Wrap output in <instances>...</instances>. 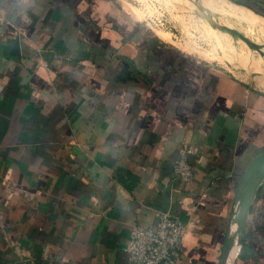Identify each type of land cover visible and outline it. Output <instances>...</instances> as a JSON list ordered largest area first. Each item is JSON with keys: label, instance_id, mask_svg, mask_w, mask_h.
Segmentation results:
<instances>
[{"label": "crops", "instance_id": "crops-1", "mask_svg": "<svg viewBox=\"0 0 264 264\" xmlns=\"http://www.w3.org/2000/svg\"><path fill=\"white\" fill-rule=\"evenodd\" d=\"M135 14L126 0H0V264H130L131 230L159 209L187 224L178 264H222L264 150V93ZM221 114L239 124L234 145ZM235 264H264V180Z\"/></svg>", "mask_w": 264, "mask_h": 264}, {"label": "rangeland", "instance_id": "rangeland-1", "mask_svg": "<svg viewBox=\"0 0 264 264\" xmlns=\"http://www.w3.org/2000/svg\"><path fill=\"white\" fill-rule=\"evenodd\" d=\"M126 1L134 6L135 18L185 53L232 71L264 93V11L233 0Z\"/></svg>", "mask_w": 264, "mask_h": 264}, {"label": "built area", "instance_id": "built-area-1", "mask_svg": "<svg viewBox=\"0 0 264 264\" xmlns=\"http://www.w3.org/2000/svg\"><path fill=\"white\" fill-rule=\"evenodd\" d=\"M193 150L182 149L174 162L172 176L175 181L187 183L194 178ZM151 227L137 224L130 232L125 247L130 264H178L181 260L183 239L187 224L171 211L159 209Z\"/></svg>", "mask_w": 264, "mask_h": 264}, {"label": "water", "instance_id": "water-1", "mask_svg": "<svg viewBox=\"0 0 264 264\" xmlns=\"http://www.w3.org/2000/svg\"><path fill=\"white\" fill-rule=\"evenodd\" d=\"M15 48H18V44ZM125 68L129 69V64L125 63ZM129 73V71H126V74ZM220 116L221 117L216 121V132L220 130V126H224L223 124L226 123L224 114H221ZM223 132L228 135L227 143L234 145L239 133V124L234 117H230V119H228L226 128ZM263 180L264 150L249 163L239 182L235 196L233 219L229 230L228 241L226 243L222 264H235L241 249L246 243L248 216Z\"/></svg>", "mask_w": 264, "mask_h": 264}, {"label": "bare ground", "instance_id": "bare-ground-1", "mask_svg": "<svg viewBox=\"0 0 264 264\" xmlns=\"http://www.w3.org/2000/svg\"><path fill=\"white\" fill-rule=\"evenodd\" d=\"M243 15V14H242ZM240 16V15H239ZM244 16H245V14H244ZM251 18V17H250ZM243 19V18H242ZM250 20V19H249ZM252 22H254V20L252 21Z\"/></svg>", "mask_w": 264, "mask_h": 264}]
</instances>
